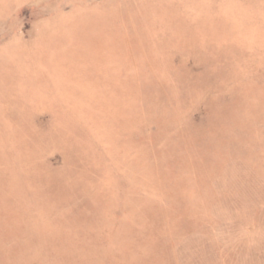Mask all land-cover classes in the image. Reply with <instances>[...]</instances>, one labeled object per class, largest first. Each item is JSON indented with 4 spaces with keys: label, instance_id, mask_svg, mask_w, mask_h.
<instances>
[{
    "label": "rangeland",
    "instance_id": "obj_1",
    "mask_svg": "<svg viewBox=\"0 0 264 264\" xmlns=\"http://www.w3.org/2000/svg\"><path fill=\"white\" fill-rule=\"evenodd\" d=\"M0 264H264V0H0Z\"/></svg>",
    "mask_w": 264,
    "mask_h": 264
}]
</instances>
